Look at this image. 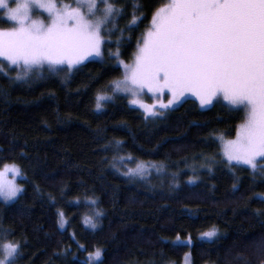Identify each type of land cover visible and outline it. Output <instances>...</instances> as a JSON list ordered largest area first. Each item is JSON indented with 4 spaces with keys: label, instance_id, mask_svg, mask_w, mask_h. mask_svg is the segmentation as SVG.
Masks as SVG:
<instances>
[{
    "label": "trees",
    "instance_id": "16d2710c",
    "mask_svg": "<svg viewBox=\"0 0 264 264\" xmlns=\"http://www.w3.org/2000/svg\"><path fill=\"white\" fill-rule=\"evenodd\" d=\"M112 2L124 12L115 31H103L101 61L70 72L45 66L26 80L0 61V167L14 163L23 175L18 198L0 202V241L7 231L19 242L15 264H87L96 248L97 264H182L187 252L191 264H261L264 168L227 164L218 139L235 137L242 111L218 103L200 109L187 99L146 119L120 94L96 109L97 92H111L105 86L121 76L115 52L132 59L165 0ZM133 3L143 18L129 27ZM10 27L0 11V28ZM121 156L162 167L129 178L118 171ZM96 210L93 229L84 218ZM213 228L215 237L201 239Z\"/></svg>",
    "mask_w": 264,
    "mask_h": 264
},
{
    "label": "snow or ice",
    "instance_id": "6c2138e0",
    "mask_svg": "<svg viewBox=\"0 0 264 264\" xmlns=\"http://www.w3.org/2000/svg\"><path fill=\"white\" fill-rule=\"evenodd\" d=\"M139 8L133 3L129 27L143 18L142 13L137 15ZM36 10L46 13L47 21L33 19ZM0 11L15 25L0 28V58L16 66V80H26L45 66L53 72L67 67L70 72L87 57L100 56L101 45L106 42L101 33L116 30L114 22L124 8L112 0H75V6L64 0H16L14 5L10 0H0ZM109 23L112 28L106 29ZM116 43H120L119 37ZM114 55L118 59L119 49ZM118 63L124 75L108 82L105 87L111 92H97L98 110L115 93L130 95V104L139 105L146 116L153 117L158 109L162 114L186 93L198 99L201 106L222 98L243 116L234 138L218 137L221 153L229 164L242 162L257 169V158L264 159V0H167L153 11L149 26L137 40L132 63L119 59ZM0 71H4L2 64ZM145 89L154 96L167 91L169 98L166 103L159 100L146 104L138 99ZM115 143L120 145L122 141ZM150 167L159 171L162 165L138 161L125 175L143 177ZM9 174L13 179L7 178ZM21 174L15 164L0 168V197L5 201L23 192L15 182ZM99 215L98 210L94 211L84 223L96 228L95 218ZM57 222L64 227L62 212ZM7 235L5 231L0 241V264H15L20 244L8 240ZM201 235L211 239L216 229ZM101 260L100 248L87 255V264Z\"/></svg>",
    "mask_w": 264,
    "mask_h": 264
},
{
    "label": "rangeland",
    "instance_id": "374dc122",
    "mask_svg": "<svg viewBox=\"0 0 264 264\" xmlns=\"http://www.w3.org/2000/svg\"><path fill=\"white\" fill-rule=\"evenodd\" d=\"M64 2L66 3H72L73 6H75V0H65ZM165 2H167V0H165ZM16 3V0H10V5H14ZM3 12V11H2ZM99 14V13H98ZM33 15V19H42V20H45L47 21L48 17H47V14L44 13L42 10H36L32 13ZM4 16V14H3ZM5 19L11 24V27H14V22L10 21L6 16H4ZM102 36H103V31H102ZM136 51V50H135ZM135 53V52H134ZM133 58H134V54H133V57L131 60L125 62V63H132L133 61ZM103 59V55H102V45H101V55L100 56H96V55H91L89 57H87L84 61L81 62L84 63L86 61H90V60H94V61H101ZM120 60V59H119ZM0 61L3 62L4 64H7L9 65L6 61L3 60V58H0ZM123 61V60H122ZM0 62V63H1ZM114 66H118L120 69H121V76L122 77L124 75V69L123 67L118 63V59H116L113 64ZM10 66V65H9ZM11 66H14V65H11ZM16 67V66H15ZM119 77V78H120ZM115 94H120L122 96H124L127 100V103L128 105L131 107V108H134L136 110H138L139 112L142 113V115L144 116V118L146 119H152V118H155L156 116L160 115V110L158 109V114L153 117L151 115H147L145 114L144 112V109L142 107H140L139 105H133V104H130L129 101L130 99H132V97L126 93H115ZM169 98V95L167 94V91H165V94L163 95H153L152 93H149L146 89L144 90V92L142 94H140L138 96V99H140L141 101H143L144 103L146 104H152L154 103L155 101H159V100H162L164 101L165 103L167 102ZM187 99H191L192 101L195 102V104L197 105V107H199L200 109H207V108H210L211 106H213L214 104L218 103V104H222V105H226V102H222V98H221V101L220 102H214L213 104L211 105H206V106H201L200 103H199V100L196 99L191 93H186L185 96L181 97V99L179 101H177L174 105L170 106L169 108L167 109H164L162 110V114L166 111H170V110H173L175 108H177L183 101L187 100ZM229 107V106H228ZM231 108V107H230ZM97 109V108H96ZM98 110V109H97ZM100 110V109H99ZM232 139V138H231ZM220 150H221V147H220ZM221 156H222V159L227 163L229 164V162L227 161V158L224 157L221 153ZM126 161V162H125ZM125 161H121L120 164H119V168H118V171L123 174L124 176L126 177H129V178H134V179H142L144 177H147L148 174H150L151 172L153 171H156L157 168L156 167H150L148 170H147V173L146 175H144L143 177L139 176V175H125V173L127 172L128 168H134L136 166V163L137 162H132V160H130L129 158H125ZM8 165H12L14 163H7ZM231 164L233 165H239V166H245V167H249L248 165H245L243 164L242 162L241 163H237L236 161H232ZM257 164H258V167L257 168H260L262 165H264V159H261V158H257ZM5 165V164H4ZM2 165L0 168H3ZM16 165V164H15ZM19 168V166H18ZM251 168V167H249ZM261 168H264V167H261ZM20 169V168H19ZM21 172V170H20ZM8 179H13V176L11 174H9V176L7 177ZM23 179V175H17L15 177V182L22 186L20 181ZM21 194V193H20ZM18 194V196L20 195ZM18 198V197H17ZM17 198L13 199V200H10V201H5L2 197H0V202H3L5 204H9V203H12L13 201H15ZM89 226V225H88ZM91 227V226H90ZM61 228V227H60ZM201 239H208V238H205V237H202L200 236ZM190 239H187L186 240V244H190ZM176 244H182V243H185V241H176L175 242ZM182 264H191V261H190V254L187 252L184 256H183V262Z\"/></svg>",
    "mask_w": 264,
    "mask_h": 264
}]
</instances>
